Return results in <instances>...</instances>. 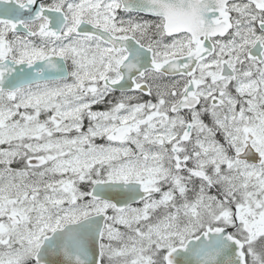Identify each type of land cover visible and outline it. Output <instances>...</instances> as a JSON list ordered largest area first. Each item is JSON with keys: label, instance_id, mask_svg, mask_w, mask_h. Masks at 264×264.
Masks as SVG:
<instances>
[{"label": "snow or ice", "instance_id": "1", "mask_svg": "<svg viewBox=\"0 0 264 264\" xmlns=\"http://www.w3.org/2000/svg\"><path fill=\"white\" fill-rule=\"evenodd\" d=\"M0 264H264V0H0Z\"/></svg>", "mask_w": 264, "mask_h": 264}]
</instances>
